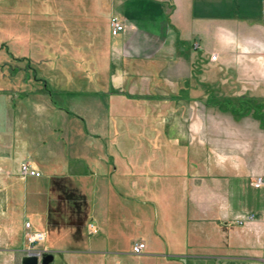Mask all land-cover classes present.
I'll list each match as a JSON object with an SVG mask.
<instances>
[{
    "label": "rangeland",
    "instance_id": "obj_1",
    "mask_svg": "<svg viewBox=\"0 0 264 264\" xmlns=\"http://www.w3.org/2000/svg\"><path fill=\"white\" fill-rule=\"evenodd\" d=\"M110 8L0 0V264L29 253L53 254L50 264H264L237 222L244 212L222 213V178L264 153L249 117L264 54L212 60L204 37L131 60L113 51ZM254 38L264 44V26ZM35 231L45 238L30 245Z\"/></svg>",
    "mask_w": 264,
    "mask_h": 264
},
{
    "label": "crops",
    "instance_id": "obj_2",
    "mask_svg": "<svg viewBox=\"0 0 264 264\" xmlns=\"http://www.w3.org/2000/svg\"><path fill=\"white\" fill-rule=\"evenodd\" d=\"M106 4L111 6L109 11L119 16L125 26L124 32L119 36L112 37L108 34L119 40L113 51L131 60L146 59L150 49H158L161 44L166 47L168 55L177 52L182 54L190 41L197 44L204 37L212 38L216 60L223 62L227 61L224 55L227 51L243 55L255 51L264 54V44L259 45L254 38L255 30L264 26V0H106ZM262 58L263 63L259 61L254 67L258 85V94L255 95L260 97V109L256 115L249 117L256 122V128L264 136V57ZM245 67L247 71L248 66ZM216 83L217 74L210 76V85ZM68 165L69 162L66 164L67 171L70 170ZM88 166L90 165H85L79 171L75 169L81 179L89 175ZM241 166L239 173L228 172L222 178L225 180L222 185V213L227 221L243 212L254 214L252 221L244 223L242 231L245 240L255 241L257 246L262 247L264 258V184L260 187L253 186L257 177L264 180V153H258L255 163L247 170L244 169V159Z\"/></svg>",
    "mask_w": 264,
    "mask_h": 264
},
{
    "label": "built area",
    "instance_id": "obj_3",
    "mask_svg": "<svg viewBox=\"0 0 264 264\" xmlns=\"http://www.w3.org/2000/svg\"><path fill=\"white\" fill-rule=\"evenodd\" d=\"M125 30V26L123 24V21L119 16H112L109 19V33L110 36L116 37L119 36L121 33H123ZM212 60L216 59V55H212ZM20 171L23 174H26L27 176H39V173L33 169H30L29 165L26 163H21L20 165ZM262 184H264V180L261 177H257L255 181L253 182V186L260 187ZM264 214V212H263ZM254 218V214L247 213L244 215H240V218L237 219V222L240 224H243L248 221H252ZM30 224H26V228L29 229ZM45 236L41 232L35 231V232H29L27 235V241L30 245H34L37 243H40L44 240ZM144 245L142 243L136 242L133 244L132 251L134 254H140ZM34 250H30L29 252H33Z\"/></svg>",
    "mask_w": 264,
    "mask_h": 264
},
{
    "label": "water",
    "instance_id": "obj_4",
    "mask_svg": "<svg viewBox=\"0 0 264 264\" xmlns=\"http://www.w3.org/2000/svg\"><path fill=\"white\" fill-rule=\"evenodd\" d=\"M54 259L53 254L46 253L42 257L29 253L21 258V264H50Z\"/></svg>",
    "mask_w": 264,
    "mask_h": 264
}]
</instances>
